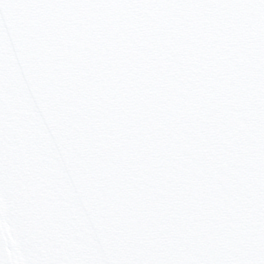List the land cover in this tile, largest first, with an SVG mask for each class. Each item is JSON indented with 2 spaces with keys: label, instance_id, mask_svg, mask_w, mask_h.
Instances as JSON below:
<instances>
[{
  "label": "snow or ice",
  "instance_id": "snow-or-ice-1",
  "mask_svg": "<svg viewBox=\"0 0 264 264\" xmlns=\"http://www.w3.org/2000/svg\"><path fill=\"white\" fill-rule=\"evenodd\" d=\"M0 264H264V0H0Z\"/></svg>",
  "mask_w": 264,
  "mask_h": 264
}]
</instances>
